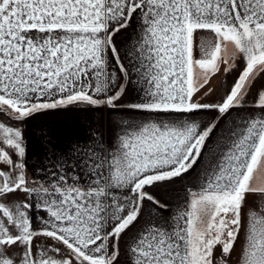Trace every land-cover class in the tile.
<instances>
[{
  "label": "snow or ice",
  "instance_id": "1",
  "mask_svg": "<svg viewBox=\"0 0 264 264\" xmlns=\"http://www.w3.org/2000/svg\"><path fill=\"white\" fill-rule=\"evenodd\" d=\"M58 109L141 118L37 181ZM0 114V264H264V0H0Z\"/></svg>",
  "mask_w": 264,
  "mask_h": 264
},
{
  "label": "crops",
  "instance_id": "2",
  "mask_svg": "<svg viewBox=\"0 0 264 264\" xmlns=\"http://www.w3.org/2000/svg\"><path fill=\"white\" fill-rule=\"evenodd\" d=\"M199 72V69H197ZM231 77L217 76L212 81V86L216 89V95L205 98L204 102H213L222 95L223 90L228 86ZM215 113H202L196 117L201 123H206ZM141 118L139 113L102 111H82V110H48L36 114L28 120L24 126L25 137L28 142V171L31 176L35 174L37 181L45 175V170L51 171V166L57 164L58 160L63 161L62 155L70 147L77 144L83 146L84 142L90 140L93 134L103 136L105 142L111 140L117 131L116 125L123 119ZM0 121L6 122L3 114H0ZM211 147V141L209 142ZM71 155V153H69ZM194 183V181H193ZM189 184V178L177 180L167 186L163 192H157L159 197L168 201L175 207L184 196V189ZM155 191V190H154ZM39 214V212H37Z\"/></svg>",
  "mask_w": 264,
  "mask_h": 264
},
{
  "label": "rangeland",
  "instance_id": "3",
  "mask_svg": "<svg viewBox=\"0 0 264 264\" xmlns=\"http://www.w3.org/2000/svg\"><path fill=\"white\" fill-rule=\"evenodd\" d=\"M261 174H264V168L261 169ZM259 175V174H258Z\"/></svg>",
  "mask_w": 264,
  "mask_h": 264
}]
</instances>
